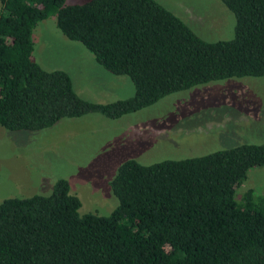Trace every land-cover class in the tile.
Masks as SVG:
<instances>
[{"label":"trees","instance_id":"trees-1","mask_svg":"<svg viewBox=\"0 0 264 264\" xmlns=\"http://www.w3.org/2000/svg\"><path fill=\"white\" fill-rule=\"evenodd\" d=\"M0 0V126L36 131L65 117L136 112L164 96L230 77L264 76V0H221L235 18L230 39L208 41L157 0ZM55 16L134 95L81 98L69 74L32 59L37 23ZM264 167V142L204 155L121 163L108 215L80 213L59 178L48 195L0 201V264H264V194L236 189Z\"/></svg>","mask_w":264,"mask_h":264},{"label":"rangeland","instance_id":"rangeland-1","mask_svg":"<svg viewBox=\"0 0 264 264\" xmlns=\"http://www.w3.org/2000/svg\"><path fill=\"white\" fill-rule=\"evenodd\" d=\"M157 1L205 40L233 37L235 18L221 0ZM32 38V59L46 70L66 71L81 98L108 103L134 95L130 78L104 69L81 42L61 33L55 16L39 21ZM245 142H264V76L201 83L119 118L87 113L36 131L0 126V201L48 195L65 178L81 201L80 213L108 215L118 203L110 183L125 160L151 164ZM247 190L254 202L263 196L264 167L249 169L237 202Z\"/></svg>","mask_w":264,"mask_h":264}]
</instances>
